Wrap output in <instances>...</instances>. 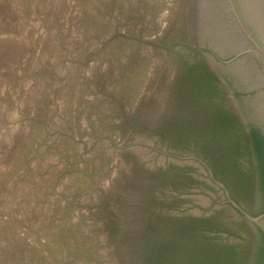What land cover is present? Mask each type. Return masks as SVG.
Here are the masks:
<instances>
[{
  "label": "rangeland",
  "instance_id": "1",
  "mask_svg": "<svg viewBox=\"0 0 264 264\" xmlns=\"http://www.w3.org/2000/svg\"><path fill=\"white\" fill-rule=\"evenodd\" d=\"M222 77L184 0H0V264L240 254L256 201Z\"/></svg>",
  "mask_w": 264,
  "mask_h": 264
},
{
  "label": "water",
  "instance_id": "2",
  "mask_svg": "<svg viewBox=\"0 0 264 264\" xmlns=\"http://www.w3.org/2000/svg\"><path fill=\"white\" fill-rule=\"evenodd\" d=\"M184 11L198 41L232 88L257 92L240 99L247 122L264 127V95L260 93L264 86V0H184ZM228 60L232 61L225 63ZM253 183L257 210L255 179ZM260 224L264 229V217Z\"/></svg>",
  "mask_w": 264,
  "mask_h": 264
},
{
  "label": "flooded vegetation",
  "instance_id": "3",
  "mask_svg": "<svg viewBox=\"0 0 264 264\" xmlns=\"http://www.w3.org/2000/svg\"><path fill=\"white\" fill-rule=\"evenodd\" d=\"M231 61L232 60H228V61H225V63L226 62L228 63ZM232 77L237 78V77H235V75H233ZM232 77H229V78L231 80H233ZM218 81L221 82V84L223 83L222 88L224 87V88H226V90L231 91L230 86H229L230 85L229 82H226V80H224L223 77H222V79L219 78ZM229 91H227V92L230 93ZM252 92H253L252 90L244 89L242 86L239 89L234 90L233 93L231 91V93H232L231 98H232L233 102L235 103V105L234 106L232 105V107H230L229 116H228L229 121H231L232 123H234L233 121H235V123L239 124L242 128V132H240V136L243 138L242 144L244 143V147L246 145H247V147H246V149H244V151H243V149L242 150L239 149V151H242L244 153V155H242L241 161L238 160V164H239L241 171L244 173V177L246 179H249L250 181L252 179H254V177L252 175H253L254 166H255V158L253 156V149H252V146L250 144H248V142H249L248 136H249V132H250V126L253 125L255 128H258L263 132H264V127L261 124H257L255 122L254 123L251 122L253 124L247 122V119L244 115V112L242 111V108L237 103L236 99L239 97H242L243 99H248L257 93V92H255V93L253 92L254 93L253 94ZM260 93L262 94V96L264 95V86H261V92ZM242 147H243V145H242ZM235 207H236L237 213H240L241 218L245 219L248 222V224H250L252 226V228H254V230L256 231V235H257V238L255 236H253V234L248 235L247 237H241V236L237 237V239H238L237 241H238V243H240L239 247L242 249L240 254L238 252L237 255L243 260L244 264H246V263H248L250 256L254 253L256 248L259 247V242L261 239L260 232H262L264 235V229L260 224V222L264 216L252 218L251 212H244V211L239 210L237 208V206H235ZM258 218H261L258 223L253 221V220L258 219ZM248 250H250V252L246 253V251H248Z\"/></svg>",
  "mask_w": 264,
  "mask_h": 264
},
{
  "label": "trees",
  "instance_id": "4",
  "mask_svg": "<svg viewBox=\"0 0 264 264\" xmlns=\"http://www.w3.org/2000/svg\"><path fill=\"white\" fill-rule=\"evenodd\" d=\"M235 123V121H233ZM248 141L253 149L255 166L253 176L255 179L256 192L258 197V206L256 212L251 213L252 218L264 216V132L253 125L250 126ZM248 181H250L248 179ZM259 247L250 256L246 264H264V235L262 232ZM217 261L222 264H244L243 260L231 252H223L218 256Z\"/></svg>",
  "mask_w": 264,
  "mask_h": 264
}]
</instances>
